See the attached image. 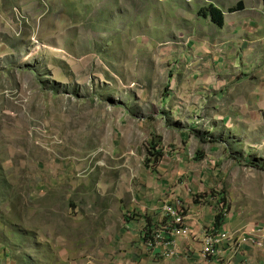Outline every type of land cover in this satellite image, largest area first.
Wrapping results in <instances>:
<instances>
[{"label": "rangeland", "instance_id": "obj_1", "mask_svg": "<svg viewBox=\"0 0 264 264\" xmlns=\"http://www.w3.org/2000/svg\"><path fill=\"white\" fill-rule=\"evenodd\" d=\"M211 1L223 24L200 14ZM238 2L0 0V264H179L118 231L130 205L169 198L184 217L213 205L234 237L264 228V170L247 165L264 163L260 85L217 72L220 33L253 40Z\"/></svg>", "mask_w": 264, "mask_h": 264}, {"label": "crops", "instance_id": "obj_2", "mask_svg": "<svg viewBox=\"0 0 264 264\" xmlns=\"http://www.w3.org/2000/svg\"><path fill=\"white\" fill-rule=\"evenodd\" d=\"M236 2L240 0H235ZM244 2L245 8L241 10V12H247V17L240 21L239 26L248 28V32L253 35V40L259 45H262L264 49V0H242ZM212 2V1H211ZM210 3V2H209ZM208 3V4H209ZM214 3V2H213ZM218 6V4L214 3ZM251 4V5H250ZM220 7V6H218ZM222 8V7H220ZM223 9V8H222ZM239 13L237 11L230 12L229 14ZM223 14L227 17L228 13L223 9ZM219 36H225V38L218 42V69H223L225 62L227 67V76L231 77V73L228 70H237L238 66V75L241 76L243 80H251L255 81V84H259L260 86H253L251 91H260L262 93L263 99L261 98L260 102L264 104V50L263 52H257L255 47V42L249 38L244 40L242 36L236 34L234 36L228 37L222 33ZM249 44L247 47V52L244 50V45ZM221 45V46H219ZM238 82L241 79L237 80ZM237 82V83H238ZM214 164L213 162H210ZM210 168V165H207ZM154 173V172H153ZM207 173L203 171L202 174ZM193 180V179H192ZM211 186L207 181V176L203 179L199 185L194 184V187L191 190H188L189 194H194V188L197 191L206 190ZM190 196V195H189ZM214 197V195H212ZM172 202L169 198L165 201H156L151 205L144 206L140 203H137L133 207L130 205L128 209L129 212L132 213L134 219L123 217L124 222L119 224L118 231L121 235L128 240L129 237L135 238L138 243V250L140 251V255L144 253V251L149 249L148 253L144 256L143 259L148 262L147 259L151 261H158V259L164 255H162L163 249L159 247H149L147 245V240L145 242L142 240V235L144 229L150 230L148 236H151L156 230L162 225H169L170 219H168L165 215L160 214V210L163 204ZM209 203V202H208ZM202 205V206H201ZM211 206V207H206ZM188 209L189 213L185 216V226L190 229V235L188 237H174L171 236L172 239L176 243L178 256L176 257V261L179 264H208V262H204L201 260L199 255L202 249V234L204 229L213 228L216 233H220L223 231H227V224L225 221L223 223H216L215 213H212V217L209 219L206 218V210L213 209V205L204 204H194L189 202L188 200ZM201 207V208H199ZM195 209V211H194ZM198 209V210H196ZM188 210V211H189ZM128 214H126L127 216ZM225 229V230H223ZM235 230H242V228H238ZM146 247H144V246ZM222 254L221 256L209 262L210 264H240L243 262H251V264H264V254L259 252L258 250L251 247L249 244L242 245L241 248L235 249L229 244H223L221 246ZM134 256L130 258L133 262ZM141 264L144 261L140 259ZM138 263V260H137Z\"/></svg>", "mask_w": 264, "mask_h": 264}, {"label": "built area", "instance_id": "obj_3", "mask_svg": "<svg viewBox=\"0 0 264 264\" xmlns=\"http://www.w3.org/2000/svg\"><path fill=\"white\" fill-rule=\"evenodd\" d=\"M164 215L170 219L169 225H162L159 230H156L147 240V245L149 247H159L163 249L162 255L166 258L177 257L178 251L176 243L170 239L171 236L174 237H188L190 235V229L184 225L185 217L180 216L174 208L168 205L162 207ZM208 231L206 238L204 239V247L200 251L201 260L204 262H209L218 259L221 254V246L223 244H229L235 249L242 247L244 243L255 245V248L264 254V228H255L253 231L243 232L235 231L237 235L234 237L233 234L227 233L228 231L220 232L218 236L213 235L216 233L213 228H207ZM218 234V233H217ZM242 235V238L239 236ZM252 241V242H251ZM240 264H251V262H243Z\"/></svg>", "mask_w": 264, "mask_h": 264}, {"label": "trees", "instance_id": "obj_4", "mask_svg": "<svg viewBox=\"0 0 264 264\" xmlns=\"http://www.w3.org/2000/svg\"><path fill=\"white\" fill-rule=\"evenodd\" d=\"M244 8V4L242 1H239L238 4L232 8H230L231 11H235V10H239V9H243ZM201 11V15L203 16H210L212 18V20L216 23L219 24H223L224 22V14L223 11L217 6L215 5L213 2H210L207 5H204L203 7H201L200 9ZM199 142L203 143L202 139H198ZM211 143H214L215 141L212 140H208ZM207 142V141H206ZM160 144V137H153L151 140H149V142L146 145V153H147V158L144 159V166L148 169H150L151 166H153V164H155V166H157L159 164V162L162 160L163 157V151L162 149L159 147ZM200 152V151H198ZM151 156V157H150ZM196 160H199V157L196 156L195 157ZM247 165L256 167L258 169H262L264 170V163H259V162H255V161H248ZM154 167V166H153ZM221 200L224 201L225 197L222 196ZM216 223H223L224 219H223V215H216ZM144 233L142 235V240L145 242V240H149V233L150 230H146V228L144 229ZM148 234V235H147ZM3 254L5 255L4 251ZM7 258V257H5Z\"/></svg>", "mask_w": 264, "mask_h": 264}]
</instances>
